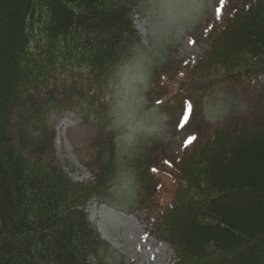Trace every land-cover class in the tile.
<instances>
[{
	"label": "trees",
	"instance_id": "trees-1",
	"mask_svg": "<svg viewBox=\"0 0 264 264\" xmlns=\"http://www.w3.org/2000/svg\"><path fill=\"white\" fill-rule=\"evenodd\" d=\"M223 1L221 18L201 31L207 47L190 70L192 86L175 97L192 110L178 120L181 150L191 149L158 146L136 162L149 190L145 215L174 249L173 264H264V105L222 126L204 122L201 111L205 89L222 79L262 87L264 99V0ZM134 7V0H0V264H95L94 257L109 264L111 246L85 210L104 182L70 179L49 126L32 135L30 122L41 121L50 87L70 105L86 94L104 103L105 80L129 56L128 43L140 40ZM151 90L153 104L157 96L164 106L174 102L164 87Z\"/></svg>",
	"mask_w": 264,
	"mask_h": 264
},
{
	"label": "rangeland",
	"instance_id": "rangeland-1",
	"mask_svg": "<svg viewBox=\"0 0 264 264\" xmlns=\"http://www.w3.org/2000/svg\"><path fill=\"white\" fill-rule=\"evenodd\" d=\"M134 2L132 16L140 40L128 43L129 56L105 80L104 103L86 94L76 96L75 105H70L50 87L49 101L42 102L38 115L41 121L30 122L31 134H41L46 124L54 137L51 143L57 161L70 179L94 187L104 182L85 210L102 240L111 246L106 258L109 264H173L174 249L154 234L145 215L149 190L136 162L158 146L181 150L186 131L177 128L178 120L192 110L178 108L175 97L192 86L190 70L207 47L201 31L221 18L225 4L223 0ZM155 81L166 89L164 97L174 100L172 105L148 100L147 92ZM226 82L218 80L205 89L201 97L204 122L222 126L252 111L254 105H264L262 87L245 79L242 84ZM191 147L183 146L182 155ZM174 182L170 180L168 190H173ZM91 261L99 264L95 257Z\"/></svg>",
	"mask_w": 264,
	"mask_h": 264
},
{
	"label": "snow or ice",
	"instance_id": "snow-or-ice-1",
	"mask_svg": "<svg viewBox=\"0 0 264 264\" xmlns=\"http://www.w3.org/2000/svg\"><path fill=\"white\" fill-rule=\"evenodd\" d=\"M190 43L195 44V41L192 40V41H190ZM189 107H190V102H189Z\"/></svg>",
	"mask_w": 264,
	"mask_h": 264
}]
</instances>
